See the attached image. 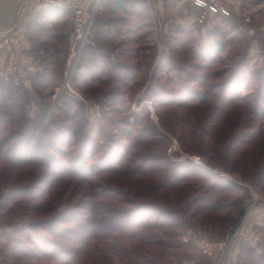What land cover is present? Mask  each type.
I'll return each mask as SVG.
<instances>
[{"label": "rangeland", "instance_id": "374dc122", "mask_svg": "<svg viewBox=\"0 0 264 264\" xmlns=\"http://www.w3.org/2000/svg\"><path fill=\"white\" fill-rule=\"evenodd\" d=\"M139 1L125 16L102 12L123 23L112 24L119 32L106 47L95 50L102 56L91 58L90 74L77 65L91 29L87 39L78 42L72 16L71 31L59 20L30 22L39 30L33 26L24 35L23 79L17 87L28 100L24 119H39L34 137L50 141L52 150L44 158L51 168L0 164V264H59L55 254L53 260L45 255L51 253V243L61 241L50 236L42 222L66 207L81 214L89 201L104 203L109 218L119 210L131 211L149 226L138 233L145 246L134 247L135 241H128L125 250L118 247L127 242L121 237L106 240L109 249L95 242L74 264H241L251 259L264 264V187L244 181L242 166L230 174L239 154L224 170L223 162L210 160L213 152L204 154L202 142L205 129L224 120L238 122V131L249 123L244 133L264 125V0H215V12L207 0L202 8L193 0ZM102 3L99 0L96 10ZM25 19L19 16L17 24ZM215 40L224 45L223 52L215 50ZM7 69L8 55L0 73L5 81ZM35 75L39 78L32 81ZM232 92L236 99L257 102L259 116L251 118L237 105L229 109L223 97H234ZM79 104L88 124L80 136L92 141L91 149L85 147L86 161L77 156L83 153L82 138H69L72 122L64 116L66 109L73 112ZM16 127L6 125L0 141L8 137L11 144ZM61 141L70 142V147ZM226 143L229 140L223 147ZM224 149L222 157L227 155ZM24 152L25 143L16 156L23 159ZM205 162L215 166L208 180L188 177V165L207 168ZM91 167L97 176H66L50 184L65 168L86 172ZM180 174L185 179L175 183L173 176ZM172 185L176 188L171 190ZM224 187L229 192L219 191ZM244 191L255 203L228 240L242 208L232 200ZM108 194L112 199L104 197ZM208 199L224 208L195 213ZM49 227L60 232L62 226Z\"/></svg>", "mask_w": 264, "mask_h": 264}, {"label": "trees", "instance_id": "16d2710c", "mask_svg": "<svg viewBox=\"0 0 264 264\" xmlns=\"http://www.w3.org/2000/svg\"><path fill=\"white\" fill-rule=\"evenodd\" d=\"M103 2L102 6L100 7L94 14L93 22L91 25V35L88 37L89 42L85 46L84 51H82L80 55V62L77 65V69L84 70L90 74V66L89 62L92 57H101L102 55L95 53V50H101L111 42L116 34L119 32V29H116L112 26V24H122L123 20L119 17L116 20H109L105 16H103V11L106 13H119L123 16L128 14L129 6L138 5L140 4L139 0H101ZM143 4V2H141ZM108 6L107 9L105 7ZM46 14V15H45ZM41 16V19L47 20L48 22H57L62 21L64 27L69 25L70 31L72 30V26L70 24V17L71 14L68 11H63L59 9H53L48 13H45ZM36 22V21H35ZM35 22L30 23L27 31H25L26 36L30 29L35 26ZM114 22V23H112ZM117 22V23H116ZM37 27V26H35ZM39 28H36V31ZM69 31V32H70ZM38 34V33H37ZM69 34V33H67ZM67 37H61V40H65ZM29 40V39H28ZM30 39L29 41H32ZM33 42V41H32ZM34 43V42H33ZM35 44L37 42L35 41ZM214 44L216 46V51L221 53L224 50V45L220 42L215 40ZM94 45V46H92ZM104 52V51H103ZM59 53H56L58 55ZM108 54V53H106ZM36 75L31 78L32 81L36 80ZM26 92L23 91L22 88H18L14 86L11 81H5L0 76V133H2L3 129H5L6 125L9 126H17L15 131L11 133L13 142L9 144L8 137L4 140L0 141V164H9L11 166H45L51 168V163L45 159L44 157L47 156L48 152L51 151L49 148L50 141L48 139H44V137L36 138L34 137V132L36 129V123H38L39 119L36 117L35 119H24L23 112L25 110V106L28 103L26 98ZM234 96V93H231ZM240 97V96H239ZM231 97L230 99H225L223 97L225 104L227 107L233 108V106H240L243 110H246V113L251 114V118H255L257 114V102L256 103H247L245 99L241 100L240 98ZM201 100L200 102H202ZM73 102H69L70 104ZM67 108V106H66ZM65 108V109H66ZM72 108V107H71ZM17 110L18 115L15 116L14 111ZM71 109H66L64 116L65 118H69L68 120L72 122L68 131L70 133V139L73 141H77L84 136H80L84 134L83 131L86 130L88 127L87 119L85 116V111L83 107L79 104L78 107L72 112ZM243 113L240 111L239 115L241 116ZM218 115L213 117L215 119ZM259 116V115H258ZM220 121V120H218ZM225 122H220L222 124H215L206 128L203 135L204 140L202 141L204 144V154L209 152H213L214 157H210V160L213 162L214 160L219 161L220 163L223 162L224 170H227V165L230 164V160L232 156L235 154H239V156L233 162V168L231 169L230 174H233L239 166H242L243 171V180L246 181L247 178L249 183L252 184L254 187L263 186L264 187V125H261L259 128L252 130L251 133L247 132L244 133V130L250 128L249 123H246L241 127V130L238 131L239 125L238 122L229 124L227 120ZM5 125V126H4ZM243 130V131H242ZM207 137V139H206ZM231 138V139H230ZM208 140V141H205ZM229 140V143H226V147H223V141ZM88 142V143H87ZM25 143V152L24 158L19 159L16 155L19 151V147L23 146ZM67 143V142H66ZM60 144L64 147L69 146L67 143L64 144L63 141ZM81 145L84 146L83 153L81 156L77 154L83 161L84 152H86L85 147L89 145L90 149L92 147V141L86 140V138L81 139ZM70 147V146H69ZM72 148V147H71ZM226 151L225 157H222L221 151L222 149ZM55 153H60L58 149L54 150ZM93 156V155H92ZM94 157V156H93ZM43 159V160H42ZM86 161V160H85ZM62 163V162H61ZM87 163V162H86ZM207 168L203 167H194L189 166L186 167L185 170L189 172V176H195L197 178H203V181L208 180V176L213 175L211 168H215L214 165H210L211 163L205 162ZM85 162L83 163V165ZM77 161L74 162L75 167H77ZM72 166V165H71ZM104 171V170H101ZM54 174V173H53ZM95 170L92 167L84 172H77L71 168H65L62 170L61 174L58 175V178L54 181H51L50 184H54L55 182H60L66 178V176H75L79 179H86L92 176H97ZM173 176L175 183L179 182V180L185 179V176ZM50 176V174H48ZM184 177V178H183ZM70 178V177H68ZM246 178V179H245ZM55 179V178H53ZM228 182V181H226ZM229 184L234 185L235 187L239 188L234 181H229ZM248 182V181H246ZM171 185V184H170ZM175 185V184H173ZM168 187L171 190L175 189L176 187ZM50 190H53V187H50ZM48 189H44L47 192ZM210 190H214L213 187H210ZM218 190V189H217ZM229 192L228 187H224L223 189L220 188L219 191ZM227 190V191H224ZM43 191V193H44ZM45 194V193H44ZM52 193H49L48 199H50ZM113 195H104L106 199H112ZM14 197H19L17 193ZM90 197L97 198L96 194L93 195L91 193ZM251 201L248 197L247 192H243L242 195L234 198L232 200L233 206H241L243 207V202ZM243 205V206H242ZM50 206V203L47 204V207ZM28 207V206H27ZM105 204L104 203H95L93 201H89L88 205H84L82 209L84 210L83 213H76L72 210V208H64L63 210L58 211L55 215L48 219L44 220L42 223L43 228H45L50 236L57 237L60 239L61 243L59 244H50L51 253L45 255L46 259H52L51 254H55V262L59 264H74L78 258L82 256H86L87 253H90L92 248H94L95 242H101L105 248H108V245L105 243L106 240H114L115 237H121L124 240L126 239L127 242L125 244L121 243L118 247H124L126 250L128 245V241H135L134 247L137 246H145V242L143 237H139V231L149 226L143 223L142 221L136 220L131 211L119 210L118 212H113L110 214L112 217H108L109 211H105ZM78 208H81L78 206ZM224 206H218V204H212L211 199H208L205 204L201 205L195 213H205V212H216L221 210ZM32 209L31 207L27 208ZM33 208L32 210H36ZM101 211V212H98ZM240 211V210H239ZM238 211V212H239ZM103 212V213H102ZM131 212V213H130ZM107 213V214H106ZM103 214V215H102ZM60 224L61 229L60 232H57L54 228L49 227L52 224ZM232 226V225H231ZM230 226V227H231ZM65 227V228H63ZM125 245V246H124ZM54 251V252H52ZM125 256V255H124ZM27 260H34L35 257L31 255H25L24 257ZM103 259V263H104ZM241 264H259L258 259L250 260V261H242Z\"/></svg>", "mask_w": 264, "mask_h": 264}, {"label": "built area", "instance_id": "2783aa9c", "mask_svg": "<svg viewBox=\"0 0 264 264\" xmlns=\"http://www.w3.org/2000/svg\"><path fill=\"white\" fill-rule=\"evenodd\" d=\"M194 5L202 8L206 6L203 0H193ZM212 11H216L215 0H207ZM48 8H56L70 12L74 19V34L77 36L76 41L81 42V38L87 39L89 30L93 22V15H86L85 7L82 0H49ZM221 13L226 12L221 9ZM25 23L16 24L15 27L0 35V50H3L8 55V72L6 79L11 81L14 86L22 84V56L25 40Z\"/></svg>", "mask_w": 264, "mask_h": 264}, {"label": "crops", "instance_id": "0c3cea01", "mask_svg": "<svg viewBox=\"0 0 264 264\" xmlns=\"http://www.w3.org/2000/svg\"><path fill=\"white\" fill-rule=\"evenodd\" d=\"M49 0H0V35L13 29L17 24L18 17H26L25 30H27L31 21L41 19L45 13L56 8H48ZM86 15H93L97 11L99 0H82ZM46 15V14H45ZM27 44L25 43V46ZM7 54L0 50V73L4 71Z\"/></svg>", "mask_w": 264, "mask_h": 264}, {"label": "water", "instance_id": "95a60500", "mask_svg": "<svg viewBox=\"0 0 264 264\" xmlns=\"http://www.w3.org/2000/svg\"><path fill=\"white\" fill-rule=\"evenodd\" d=\"M255 201H249L247 202L238 212L235 221L233 222L232 226L230 227L228 233H227V239H231L237 232V230L240 228L242 221L245 217L247 208L251 205H253Z\"/></svg>", "mask_w": 264, "mask_h": 264}]
</instances>
